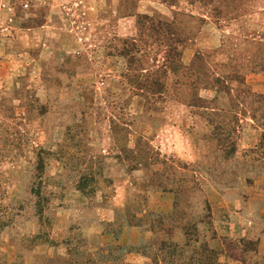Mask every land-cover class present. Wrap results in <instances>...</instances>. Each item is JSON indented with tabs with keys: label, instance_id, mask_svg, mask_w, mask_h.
I'll list each match as a JSON object with an SVG mask.
<instances>
[{
	"label": "rangeland",
	"instance_id": "374dc122",
	"mask_svg": "<svg viewBox=\"0 0 264 264\" xmlns=\"http://www.w3.org/2000/svg\"><path fill=\"white\" fill-rule=\"evenodd\" d=\"M0 264H264V0H0Z\"/></svg>",
	"mask_w": 264,
	"mask_h": 264
}]
</instances>
